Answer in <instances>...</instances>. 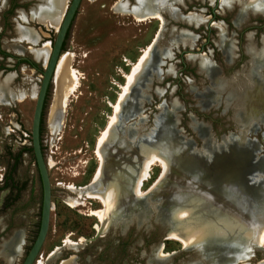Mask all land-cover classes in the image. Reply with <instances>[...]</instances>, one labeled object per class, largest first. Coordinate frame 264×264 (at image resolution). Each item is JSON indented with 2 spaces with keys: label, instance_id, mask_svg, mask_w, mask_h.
<instances>
[{
  "label": "rangeland",
  "instance_id": "obj_1",
  "mask_svg": "<svg viewBox=\"0 0 264 264\" xmlns=\"http://www.w3.org/2000/svg\"><path fill=\"white\" fill-rule=\"evenodd\" d=\"M70 1L0 0V50L10 55L0 54V264H21L38 231L42 188L33 152L27 147H31L42 71ZM116 1L81 0L60 54H68L65 74L70 66L79 71L80 86L65 107L60 106L63 90L54 75L48 86L40 143L51 184V211L37 260L43 264H264V244L249 247L251 252L239 257L230 243L213 240L200 248L184 247L164 238L172 207L166 198L183 171L187 176L195 174L208 197L233 198L242 205L264 198V117L250 121L246 114L251 110L264 114V106L250 110L245 103H264V0L238 21L245 0H152L166 21L153 49L157 58L151 55L123 103L114 143L120 157L113 159L114 168L105 167L104 174L106 178L118 170L121 175L122 160L135 155L138 140L158 146L170 157L171 174L158 189L149 191L162 171L154 164L142 187L147 215L141 216L136 198L132 208L123 209L117 225L110 224L102 236L86 241L98 223L89 213L102 204L84 198V204L72 206L68 200L76 193L67 185H89L98 166L95 142L112 113L110 103L124 82L122 74L159 25L157 20L137 22L132 13L115 10ZM122 2H127L129 12L150 10L143 0ZM23 29L32 31L35 40L24 38ZM44 43L47 54L36 57L34 48ZM17 57L34 61L37 68L17 63ZM213 77L219 84L216 90ZM230 89L245 95V100L228 99ZM104 152L109 158L113 155L111 146L105 145ZM242 152L247 155L242 157ZM226 159L238 167L234 169ZM124 219L130 222L123 223ZM67 236L74 241L82 237L83 244L75 249L63 246L48 261L49 252ZM159 242L170 254L161 260L155 259Z\"/></svg>",
  "mask_w": 264,
  "mask_h": 264
},
{
  "label": "bare ground",
  "instance_id": "obj_2",
  "mask_svg": "<svg viewBox=\"0 0 264 264\" xmlns=\"http://www.w3.org/2000/svg\"><path fill=\"white\" fill-rule=\"evenodd\" d=\"M122 1L123 0H117L114 3L113 8L126 14L132 13L131 15L137 22L157 20L159 25L151 41L146 46L141 48L135 61L128 62L130 68L127 72H123L122 74L124 82L119 86L120 91L117 93L115 101L110 103L112 113L108 117V121L104 130L101 131L95 142L94 153L96 160L98 161V166L90 183H88L89 185L79 187L73 184L67 185L72 192L76 193V197L70 198L68 200L72 206L82 204L84 198L93 199L96 201L98 200L102 204L101 208L97 210H91L89 213V215L95 216L97 218L98 223L95 224V228L96 230L101 231V234L106 231L110 224L117 225L120 215L123 213V209L128 210L129 208H132L133 204L137 203L136 198L137 200L140 199L139 210L141 211V216L144 217V215H147L148 208L147 206H144L141 201V197L144 194L142 187L144 183L148 181V178L150 177V171L154 164L158 163L161 166L162 171L159 178L150 187L149 191L156 188L158 189L160 183L164 181V179L169 174H171L170 157L164 156L162 150L158 146L149 145L147 142L138 140V148L135 152V155L132 157L129 154L128 156H131V158L129 157L126 160H122L123 172L121 175L119 174L118 170H112L113 172L109 173L105 178V167L109 165L110 168H114L115 161L113 159L120 157L119 153H117L118 150L114 148V143L119 137L117 126L122 119L121 116L123 113V103L127 100L126 98H128L131 94L132 88L136 83H138L140 76L145 71L146 66L149 64L152 51L155 48L154 43L162 35L166 23L162 14H160V12L155 8L154 2L152 0H143V3L150 10L145 12L146 10L143 9L145 11L142 13H139V11L129 12L125 5L127 2L124 3ZM222 1L225 2V0ZM261 2H263V0H245L243 3L244 6L239 9V13L235 19L237 21L243 19L244 16L248 14L249 10H256L260 6ZM189 15H191V13L187 14V16ZM214 24L219 27L223 26L216 22H214ZM21 35L24 38L35 40V34L32 31L23 29L21 31ZM43 46H45V43L42 44L41 47L34 48L33 51H35L36 57H41L44 54H47L44 52ZM67 56L68 54L66 53L59 57L54 74V80L56 81L57 86H61L63 90V94L59 100L61 107L67 106V100L70 96L74 95L80 86V74L78 70L70 66L67 73H64ZM216 79L214 78L213 80L215 90L218 88L217 86H219L218 81L216 82ZM244 91L245 90L243 89V92ZM243 96L245 95H237L234 89H230L227 98L232 99L237 97V99H239L241 102L242 100H245ZM262 97L264 98V95ZM256 98L258 100L260 99L258 97ZM245 103L247 106H250V110L254 107L257 109V107L260 105L264 106V103L259 102L253 104L250 102V100H245ZM52 113H54V111ZM246 114L248 115L247 117H250L249 119L247 118L250 121L256 119L258 120L259 118L264 117V114L259 110L254 113L251 110V112ZM140 115L141 114H139V116ZM248 120H245L244 122H248ZM50 122L53 126V117L51 118ZM203 136L204 134H202V137ZM105 145L111 146V153L113 154L111 158H109L104 152ZM174 152H176V150H174ZM184 153H186L188 158L191 157V153H189V155L187 152H183V156L185 155ZM178 154H180V152ZM240 155L245 157L247 154L242 152ZM174 184L175 185L169 188L170 193L166 198L167 200L171 201L172 207L169 208V219L167 224L168 228L165 233V239H168L169 241H179L184 247L196 246L198 248H200L201 245L213 240L221 243H230L231 245H235L237 248L235 251L236 255L239 257L248 255L247 253L251 252L249 251V247L253 245L260 246L264 244L263 196H258V198L255 197L254 199L248 200V202L246 201L247 204L244 202L243 205L241 202H238L233 198L219 199L217 196L208 197V195H206V188L202 183L196 180L195 174L190 173V175L187 176L185 171L182 172L179 180L177 179L176 183ZM124 212L128 213L127 211ZM124 222L128 223L130 221L125 220L123 223ZM69 236L62 240L61 246H56L49 252L47 259H52V257L56 256L63 246L75 249L83 244L82 237L77 241H74L72 238L70 239ZM14 244V241L12 244H10V255H12V252H14ZM155 253V259L159 260L170 255L169 253L165 252V250H163L162 243L158 244ZM239 259V261L243 260V258ZM37 264L43 263L37 260Z\"/></svg>",
  "mask_w": 264,
  "mask_h": 264
},
{
  "label": "water",
  "instance_id": "obj_3",
  "mask_svg": "<svg viewBox=\"0 0 264 264\" xmlns=\"http://www.w3.org/2000/svg\"><path fill=\"white\" fill-rule=\"evenodd\" d=\"M80 2L81 0H71L64 12L63 18L56 31L55 38L51 45V51L49 53V57L42 71V79H41V82H40V85L38 87V91L36 94V99H35V104H34V109H33V114H32L30 136H31L32 152H33L35 164H36L40 182H41L42 200H41L40 221H39L38 232L29 250L27 251L24 259L22 260L21 264H34V262L37 260V257L39 255L40 249L44 242L47 229H48V225H49V218H50V211H51V184H50L46 162H45L44 155L41 149L40 120H41L43 104L45 101L49 83L51 82V79L54 75L55 68H56L58 59L60 57L61 51H62L61 48H62L64 39H65L66 33L69 27L71 26V23L74 19V16L76 14V11L78 9ZM158 42H159V39H157L154 44L158 45ZM152 58H157L156 51L152 52ZM223 160H225V158H223ZM226 162L231 164L234 167V169L238 167L235 163H232L228 161L227 159H226ZM100 236H101V231L97 230L95 234L92 237L86 239V241H90V242L94 241ZM164 238H165V235H164ZM47 260L50 261V259H47Z\"/></svg>",
  "mask_w": 264,
  "mask_h": 264
},
{
  "label": "trees",
  "instance_id": "obj_4",
  "mask_svg": "<svg viewBox=\"0 0 264 264\" xmlns=\"http://www.w3.org/2000/svg\"><path fill=\"white\" fill-rule=\"evenodd\" d=\"M70 28V27H69ZM68 33H69V29H68V31H67V33H66V36H65V39H64V42H63V45H62V48H61V50H63L64 49V46H65V40H66V38H67V36H68ZM0 54L2 55V56H10L9 55V53H7L6 51H3V50H0ZM17 63H26V64H28V65H30L31 67H34V68H37V64L34 62V61H31L30 59H28V58H25V57H17ZM40 132H41V125H40ZM27 150H30V151H32V147H27ZM19 156H20V152L19 153H17V156L16 155H14V159L16 160H14L15 161V163H12V169H11V172H12V174H13V172L15 171V168H16V165H17V162H18V158H19ZM10 181H12L13 182V177L12 176H10V179H9ZM8 183L6 182V185H7ZM6 206V205H5ZM40 221V220H39ZM38 228H39V225H38ZM38 232V231H37ZM37 235V234H36ZM36 237V236H35ZM34 241V240H33ZM29 250V249H28Z\"/></svg>",
  "mask_w": 264,
  "mask_h": 264
},
{
  "label": "flooded vegetation",
  "instance_id": "obj_5",
  "mask_svg": "<svg viewBox=\"0 0 264 264\" xmlns=\"http://www.w3.org/2000/svg\"><path fill=\"white\" fill-rule=\"evenodd\" d=\"M48 90V89H47ZM47 95V94H46ZM46 98V97H45ZM44 103H45V101H44ZM43 107H44V104H43ZM42 112H43V110H42ZM41 117H42V114H41ZM40 125H41V120H40Z\"/></svg>",
  "mask_w": 264,
  "mask_h": 264
}]
</instances>
